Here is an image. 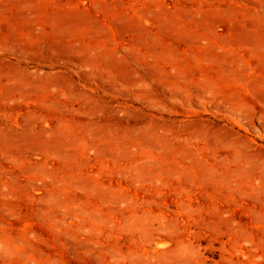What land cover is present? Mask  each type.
Here are the masks:
<instances>
[{"label":"rangeland","instance_id":"1","mask_svg":"<svg viewBox=\"0 0 264 264\" xmlns=\"http://www.w3.org/2000/svg\"><path fill=\"white\" fill-rule=\"evenodd\" d=\"M0 264H264V0H0Z\"/></svg>","mask_w":264,"mask_h":264}]
</instances>
